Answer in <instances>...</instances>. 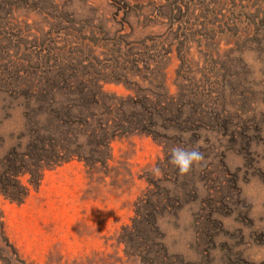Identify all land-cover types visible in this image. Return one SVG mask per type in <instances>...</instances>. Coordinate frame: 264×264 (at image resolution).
I'll return each instance as SVG.
<instances>
[{"label": "rangeland", "instance_id": "rangeland-1", "mask_svg": "<svg viewBox=\"0 0 264 264\" xmlns=\"http://www.w3.org/2000/svg\"><path fill=\"white\" fill-rule=\"evenodd\" d=\"M88 113L109 155L83 143L23 203L0 193V264H146L155 222L173 263L264 264V0H0V161ZM174 146L202 162L179 174Z\"/></svg>", "mask_w": 264, "mask_h": 264}, {"label": "trees", "instance_id": "trees-1", "mask_svg": "<svg viewBox=\"0 0 264 264\" xmlns=\"http://www.w3.org/2000/svg\"><path fill=\"white\" fill-rule=\"evenodd\" d=\"M103 94L105 93L100 91L97 97L92 96L90 99L89 96H85V99L89 103V108L90 102L92 103L91 110H97L96 107H99V104H101V106L108 108L110 113H112V110L116 109L117 105L111 98L104 99ZM68 105H70L69 102ZM44 114H47L46 116L48 117L53 116L51 112ZM39 115H42V113ZM58 119L62 123H60L56 130L50 128L49 125L41 126L40 122L33 121L35 129H29L28 132L23 134L18 139L19 141L13 152L0 161V193L11 202L23 203L29 196L31 190L39 187L47 170L74 157L85 159L87 162L92 160L87 159L82 153L81 148L83 143L94 146L93 152L98 153L97 156L103 160L109 155L112 143L111 130L113 127L108 123H101L97 114L88 113L84 115L82 124L89 128L84 133H77L70 126V120H63L61 117H58ZM73 124L75 126L78 123ZM23 140L26 141V146L23 144ZM26 175L29 176L28 182L31 187L24 184L21 180ZM0 229L4 233V222L1 210ZM139 237H141V240H145L142 247L145 248L143 249V253L146 254V264H185L183 260L173 263L170 260L168 252L153 249L159 245L161 246L158 243V240L161 239L158 237L157 222L150 226L148 232H140ZM151 240H154V242Z\"/></svg>", "mask_w": 264, "mask_h": 264}, {"label": "clouds", "instance_id": "clouds-1", "mask_svg": "<svg viewBox=\"0 0 264 264\" xmlns=\"http://www.w3.org/2000/svg\"><path fill=\"white\" fill-rule=\"evenodd\" d=\"M169 152V164L175 167L181 175L190 173L203 160L202 153L195 146L191 148L174 146ZM154 171L155 173H159L160 169L157 167Z\"/></svg>", "mask_w": 264, "mask_h": 264}]
</instances>
